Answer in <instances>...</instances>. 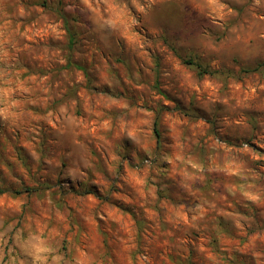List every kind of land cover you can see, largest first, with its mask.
<instances>
[{"label": "rangeland", "instance_id": "374dc122", "mask_svg": "<svg viewBox=\"0 0 264 264\" xmlns=\"http://www.w3.org/2000/svg\"><path fill=\"white\" fill-rule=\"evenodd\" d=\"M0 264H264V0H0Z\"/></svg>", "mask_w": 264, "mask_h": 264}, {"label": "trees", "instance_id": "16d2710c", "mask_svg": "<svg viewBox=\"0 0 264 264\" xmlns=\"http://www.w3.org/2000/svg\"><path fill=\"white\" fill-rule=\"evenodd\" d=\"M74 42V40H72V43ZM189 64H191V63H189ZM199 68L200 69H202V71L204 72V73H212V72H206V70H204L201 66H199Z\"/></svg>", "mask_w": 264, "mask_h": 264}]
</instances>
